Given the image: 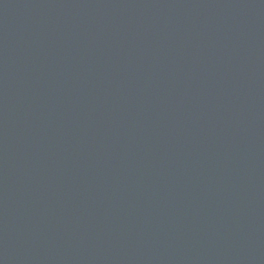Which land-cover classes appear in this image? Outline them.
I'll return each mask as SVG.
<instances>
[{"label": "water", "instance_id": "obj_1", "mask_svg": "<svg viewBox=\"0 0 264 264\" xmlns=\"http://www.w3.org/2000/svg\"><path fill=\"white\" fill-rule=\"evenodd\" d=\"M0 264H264V0H0Z\"/></svg>", "mask_w": 264, "mask_h": 264}]
</instances>
